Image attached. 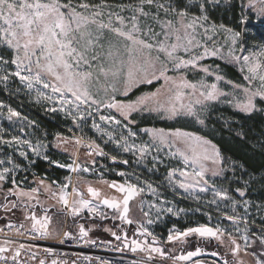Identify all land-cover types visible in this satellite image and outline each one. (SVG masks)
<instances>
[{
	"label": "rangeland",
	"instance_id": "374dc122",
	"mask_svg": "<svg viewBox=\"0 0 264 264\" xmlns=\"http://www.w3.org/2000/svg\"><path fill=\"white\" fill-rule=\"evenodd\" d=\"M234 1L239 12L238 20L233 24L231 21H225L211 14V11L217 7L211 5L208 7L209 20L206 24L209 26L215 24L217 28L214 41L206 42L210 48L221 47L220 56L209 57L199 62L201 67L208 68L210 74L198 69L186 71L189 81H203L207 84L215 82L218 88L226 93L238 91L234 89L233 85H245L246 82L243 80V73L240 72L239 65L231 61L228 56V47L224 41L225 33L219 28V25L223 24L226 28H233L235 31L241 32L237 45H235L236 55H247L250 52L264 49V36L258 37L255 32L257 26L264 28V14L259 11L260 4L257 2L255 9L242 8L241 5H247L249 0ZM74 2H78V0H74ZM86 2L100 4L101 0H86ZM103 2L107 5L103 8L105 22H107L109 12L118 13L125 17L130 27V18L140 0H103ZM157 2L171 3L177 7L181 6L180 1L157 0ZM183 3L186 4L187 0H183ZM232 3L233 0H230V5ZM220 6H226L223 0H221ZM144 10L149 12L150 16L147 18L139 17L141 27L151 25L155 31H160V26L152 18L153 15L157 14L155 6L145 4ZM190 12L192 15L199 14L196 0H193ZM158 14L161 19H173L170 15L166 16L162 10ZM242 15L246 17V24L239 22ZM113 21L115 22V16H113ZM209 34L211 35V33ZM197 39L204 40L202 29H198ZM241 48H243V53H241ZM197 54H199V50H197ZM13 55V51L8 49L6 45H0V57L9 61L8 65L0 66V75L6 74L5 67L8 73L16 70L15 66L10 63ZM223 64L232 66L238 73V77L231 78L230 72L223 67ZM168 75L176 76L177 73L170 71ZM216 75L222 76L223 79L216 81ZM227 81H232V84H228ZM107 83H110V81H105L103 76L100 77L99 84L96 83L95 78L93 79L91 91L93 94L99 92L97 98L107 99L103 92V88ZM162 84H164L163 80H154L151 84H139L129 91L127 96L116 93L115 98L127 104L144 94L156 92ZM139 86L152 87L132 96L130 93ZM38 91L45 92L50 96L53 95L50 89H44L42 85L34 84L29 89L26 82H21L18 77L13 75H9L7 81H0V141H4L0 142V161H3L0 164V171L4 167L11 169L7 179L0 182V228L10 222H20L27 228H31V221L25 219L26 215L35 214L37 217L47 215L52 218L49 228L51 234L48 236L57 237L63 232L79 233L80 220L86 221L90 217L101 219L109 216L112 219L107 217L111 220L104 222L101 227L104 230L88 233L93 236L92 238H103L108 242L111 241L110 243L113 246L121 247L126 253L136 257L138 261L136 264H192L196 260L212 264H226V262L227 264H256L257 259L264 260V245H261L257 239V237L264 236V203L252 199L250 195L241 197L235 184L232 183L234 186L232 187L230 181V183L224 185L222 179H224V175L230 170L229 168L233 163H228L223 159L217 145L209 138L213 133V123H216V120H219L218 116H222L224 113L222 110L230 108L241 112L235 108V101L231 104L227 102L232 99L231 95L221 96L217 101L208 102V107L201 114V118L204 119L205 123L201 125L190 117L181 116L167 119L163 117L162 113L143 110L131 113L129 117L131 122L125 121L114 109L101 108L100 112L97 113L87 105H81L79 110H76L75 105H72L65 106L66 111H60L62 105L58 102V94L53 96V99L47 100L40 97ZM109 92H111L110 89ZM1 93L3 96H1ZM239 98H243L242 93L239 94ZM161 99L163 100V97ZM9 108L18 112L19 117L9 118ZM52 108L57 110L50 111ZM256 109L251 113L259 112L264 116V101L259 98L256 100ZM80 112L84 115L82 120L79 118ZM89 112H91V115H89ZM100 115L115 116L121 123L119 125L111 122L105 123L100 121ZM209 115L210 122L208 123ZM43 120L52 125L44 127ZM94 122L100 125V132L93 128ZM147 129H163L166 133L180 129L207 139L215 145L216 150L220 153V163L212 164L210 160L202 161L208 169L205 173L208 184H204L203 181L197 184L191 178L186 179L180 175L182 170L193 171L190 162L186 165L182 156L179 154L173 155L177 147L187 151L185 145L178 143L175 147H169L168 145H160L159 142L153 145L152 138L145 131ZM129 130L134 132L135 136H128ZM106 132L112 133L111 140L104 134ZM13 137L28 140L34 146L39 145L41 154L36 155L29 150L26 144L11 142ZM121 137L126 139H121ZM77 140H84L90 145L94 142L99 145L105 154L97 155L95 150L91 148L90 152L93 154L89 156V152L82 149L81 142L76 143ZM115 141H119L120 146ZM144 144H148L150 147L146 153L142 154L135 146ZM125 145H133L134 147L125 152L123 150ZM22 151L26 154L25 156L20 155ZM44 156H47L48 159L45 160ZM113 156L116 157V160H112ZM9 159L12 160V164L8 163ZM74 160L82 168L88 167L90 171L71 172L67 167L58 166L70 165ZM35 161L47 162L50 167L56 168L60 172H56L55 175L51 176L34 173L31 166ZM124 161H127V163H124ZM172 170L175 171L172 176H169V172ZM213 171H216L217 175H213ZM121 172L124 173L123 176L118 175ZM67 177H71V184L65 189L69 194V200L72 199V186H75L84 193L85 198L92 200L94 204L99 203V201L88 196L86 191L88 185L99 189L102 194L101 198H121L119 193L108 188L103 181L109 183L114 181L117 184H122L127 180L143 188L144 192L130 201L129 218L133 220V223L127 224L121 221L116 210L108 209L102 204L98 209L99 215L90 214L87 209L82 210L77 216L71 215L58 202L59 186L68 183ZM13 179L16 182L15 187ZM40 180H44V185H40ZM230 180L235 181L232 177H230ZM180 182L193 186L187 189L181 188L179 187ZM32 188H38L39 192L34 194L35 198L31 200L26 197L18 199L9 192L10 189L30 191ZM46 188L56 192L57 198H53L51 192L45 191ZM201 188H205L206 191H201ZM216 191L227 192L229 199L223 200L215 196ZM213 200L216 203H212ZM233 201L236 203L233 204ZM13 203L16 204L15 208L12 207ZM151 205L156 207H151ZM141 208L143 211H141ZM168 208H172L175 214L169 213ZM144 211L149 213L147 217L143 215ZM226 216H236L238 219L233 222L228 220ZM86 223L89 222L86 221ZM200 224L213 228L219 226L225 234L220 240L192 234L171 243L167 241L170 230L183 232L188 227H196ZM142 229H147L152 235H142ZM237 229H239V232ZM112 233H115L120 239H116V236ZM229 233L241 245V250L236 255H233L231 251L233 246L228 239ZM244 235L248 237V243L251 247H245V241L240 238ZM152 236L156 237L157 242L155 244L152 242ZM132 240H136L145 250L141 251L140 248H137L136 251H133ZM0 244L9 251L11 250V253L15 250L14 243H2L0 240ZM148 245L162 248L165 255L162 257L158 253H150L147 248ZM196 248L201 249L200 255L192 257L189 261L174 262L171 259L174 256L186 255L187 252L195 251ZM213 252L218 255L213 256Z\"/></svg>",
	"mask_w": 264,
	"mask_h": 264
},
{
	"label": "snow or ice",
	"instance_id": "6c2138e0",
	"mask_svg": "<svg viewBox=\"0 0 264 264\" xmlns=\"http://www.w3.org/2000/svg\"><path fill=\"white\" fill-rule=\"evenodd\" d=\"M223 2L230 6V0H223ZM257 2L260 4L259 11L264 14V0H249L247 5L242 4L241 7L255 9ZM180 3L181 6L177 7L171 3H158L157 0H140L139 5L133 10L134 14L130 18L131 26L129 27L125 17L118 13L109 12L107 22H105L103 8L107 5L103 0L100 4H90L86 0H78V2H74V0H0V45H6L13 51L14 55L10 63L16 69L14 72L8 73L5 67L6 74L0 75V81H7L9 75H13L18 77L21 82H26L29 89L34 84L42 85L44 89H50L53 95H47L42 91H38V95L51 100L58 94V102L62 105L60 111H66L65 106L72 105H75L76 110H79L81 105H87L97 113L101 108L114 109L125 121H129L131 113L143 110L162 113L163 117L167 119L181 116L190 117L203 125L205 121L201 118V114L208 107V102L217 101L221 96L229 95L232 96V99L227 102L231 104L235 101V108L241 112L251 113L257 110V98L264 101V49L250 52L247 55H236L235 45H237L241 32L220 24L219 28L225 33L224 41L228 47V56L231 61L239 65L246 84H234V89L238 91L226 93L221 91L215 82L207 84L203 81H189L186 75L187 70L198 69L210 74L208 68L201 67L199 62L221 55L220 46L210 48L206 42L214 41L217 28L215 24L210 26L206 24L209 20L208 7L209 5L220 7L221 0H196L199 9L198 15H192L190 12L193 0H187L186 4L180 0ZM145 4L155 6L157 9V14L152 18L160 26V31H155L151 25L141 27L139 17L150 16V13L144 10ZM161 10L166 16L170 15L173 19H161L158 14ZM113 16H115V22ZM239 22L246 24V17L242 15ZM198 29L203 30L204 40L197 39ZM197 50H199V54H197ZM241 53H243V48H241ZM221 58L223 57L221 56ZM8 63V60L0 57V66H6ZM170 71L177 75L169 76L168 72ZM101 76L105 81H110L103 88L107 99L97 98L99 92L93 94L91 91L93 79L95 78L96 83L99 84ZM215 79L220 81L223 77L216 75ZM154 80L164 81V84L156 92L144 94L127 104L115 98L116 93L127 96L128 92L137 85L151 84ZM227 83L232 84V81H227ZM240 93L243 94L242 99L239 98ZM56 110V108L50 109V111ZM8 112L9 118L20 115L11 108L8 109ZM79 118L84 119L82 112H80ZM99 119L105 123L111 122L117 125L121 123L112 115H100ZM93 128L98 132L101 131L100 125L95 122ZM145 131L152 138L153 145L157 142L169 147H175L178 143L185 145L187 151L177 147L173 155L182 156L186 165L190 162L193 171L182 170L180 175L186 179L191 178L197 184L200 181L208 184V180L205 179L208 169L202 161L210 160L212 164L220 163V153L216 150L215 145L207 139L180 129L167 133L163 129H147ZM104 134L109 137V140L112 139V133ZM128 136H135V133L129 130ZM121 139L126 138L121 137ZM11 142L26 144L29 150L36 155L41 154L40 146H34L28 140L13 137ZM115 142L120 146L119 141ZM76 143L79 144L80 140H77ZM89 147L93 148L97 155L105 154L94 142ZM133 147V145H125L123 150L128 152ZM135 147H138L143 154L149 150L150 146L144 144ZM92 154V152L88 153L89 156ZM20 155L25 156L26 154L22 151ZM43 158L48 159L47 156ZM112 160H116V157L113 156ZM2 163L3 161H0V164ZM8 163L12 164L13 162L9 159ZM58 166L67 167L71 172L90 171L88 167L82 168L75 160L70 165ZM174 171H170L169 176H172ZM10 172V168L4 167L0 171V182L5 181ZM212 174L217 175V172L213 171ZM118 175L123 176L124 173L121 172ZM66 180L68 183L59 186L58 202L71 215L77 216L84 209H87L90 214L99 215L98 209L102 204L108 209L116 210L121 221L127 224L133 223V220L129 218L130 201L143 193V188L127 180L122 184L103 181L108 188L119 193L121 198H101V191L88 185L86 188L88 196L99 201L94 204L92 200L85 198L84 193L75 186H72V199L69 200V194L65 189L71 184V177H67ZM39 183L44 185V180H40ZM13 185L14 187L16 185L15 179H13ZM192 186L185 182L179 184V187L185 189ZM45 191L51 192V196L57 198V193L51 191L50 188H46ZM201 191H206V189L201 188ZM9 192L18 199L26 197L31 200L35 198L34 194H38L39 189L32 188L30 191L10 189ZM237 192L241 197L245 195L244 191L240 189H237ZM215 196L223 200L229 199L228 193L225 191H216ZM212 203H216V201L213 200ZM235 203L233 201V204ZM12 207L15 208L16 204L13 203ZM151 207L156 206L151 205ZM141 211H143L142 208ZM167 211L175 214L172 208H168ZM143 215L147 217L149 213L144 211ZM226 218L233 222L238 219L236 216H226ZM25 219L31 221V230L38 235L48 236L51 234L49 228L52 218L50 216L37 217L32 214L26 215ZM237 231L239 232V229ZM79 233L81 238L88 235V231L83 225L80 226ZM112 234L116 236L115 233ZM141 234L152 235L147 229H142ZM192 234L220 240L225 233L219 226L213 228L200 224L196 227H188L183 232L170 230L167 241L171 243ZM69 235V232L63 233L65 238H68ZM240 238L245 241L246 248L251 247L246 235ZM116 239L119 240L120 237L116 236ZM228 239L233 246L231 251L233 255H236L241 250V245L230 233ZM257 239L261 245H264V236L257 237ZM152 242L153 244L157 242L155 236H152ZM131 243L133 251H136L137 248H140L141 251L145 250L136 240H132ZM147 248L150 253H158L162 257L165 255L160 247L148 245ZM5 250L0 247V252ZM200 253L201 249L196 248L195 251H189L186 255L174 256L171 259L174 262L189 261ZM16 255H19V252ZM212 255L218 254L213 252ZM40 264H44V261L41 260ZM52 264H56V261H53ZM196 264H200V262L197 261ZM256 264H264V260L257 259Z\"/></svg>",
	"mask_w": 264,
	"mask_h": 264
},
{
	"label": "trees",
	"instance_id": "16d2710c",
	"mask_svg": "<svg viewBox=\"0 0 264 264\" xmlns=\"http://www.w3.org/2000/svg\"><path fill=\"white\" fill-rule=\"evenodd\" d=\"M235 3L233 0L230 6L217 7L211 11V14L225 21H231L233 24L238 20L239 12L238 6ZM255 32L258 37L264 36V28H261V26L255 27ZM223 67L230 72L231 78L235 79V77H238V73L232 66L223 64ZM151 87L139 86L130 94L134 96L146 89H151ZM1 96H3L2 93ZM225 109L222 110L224 112L223 115L218 116L219 120L213 123V133L209 137L217 145L223 159L228 163H233L229 168L230 170L224 175L225 177L222 179V182H224V185L231 182L232 187L235 184V187L244 191L245 195H250L252 199L264 203V116L259 112L244 114L230 108ZM209 118L210 115L208 123L210 122ZM42 123L44 127L52 125L45 120ZM31 170L34 173L49 176L60 172L56 168L50 167L47 162L42 161H35L31 166ZM230 177L234 178L235 181L232 182ZM107 217L109 216L101 219L90 217L86 220L89 223L82 220L79 222L85 226L84 228L88 232L96 233L104 230L101 227L104 225V222H107L106 220L110 221L112 219L111 217H109L111 219ZM71 234L80 233L72 232ZM87 237L92 238L93 236L88 233ZM102 240L108 241L103 238Z\"/></svg>",
	"mask_w": 264,
	"mask_h": 264
},
{
	"label": "built area",
	"instance_id": "2783aa9c",
	"mask_svg": "<svg viewBox=\"0 0 264 264\" xmlns=\"http://www.w3.org/2000/svg\"><path fill=\"white\" fill-rule=\"evenodd\" d=\"M80 142L82 149L90 152V144L84 140ZM63 233L57 237L40 236L20 222L7 223L0 228V240L14 243L15 250L10 254L0 252V264H40L41 260L44 264H52L53 261H56V264H136L138 262L136 257L108 241L99 238H81L80 234H71L65 238ZM17 252L19 255H16Z\"/></svg>",
	"mask_w": 264,
	"mask_h": 264
},
{
	"label": "water",
	"instance_id": "95a60500",
	"mask_svg": "<svg viewBox=\"0 0 264 264\" xmlns=\"http://www.w3.org/2000/svg\"><path fill=\"white\" fill-rule=\"evenodd\" d=\"M197 261H199L200 264H212V263H209V262H206V261H202V260H196L192 264H196Z\"/></svg>",
	"mask_w": 264,
	"mask_h": 264
},
{
	"label": "crops",
	"instance_id": "0c3cea01",
	"mask_svg": "<svg viewBox=\"0 0 264 264\" xmlns=\"http://www.w3.org/2000/svg\"><path fill=\"white\" fill-rule=\"evenodd\" d=\"M2 243H3V242H2ZM0 247L6 249V247H4L2 244H0ZM4 252H5V253H11V250L9 251V249H6Z\"/></svg>",
	"mask_w": 264,
	"mask_h": 264
}]
</instances>
